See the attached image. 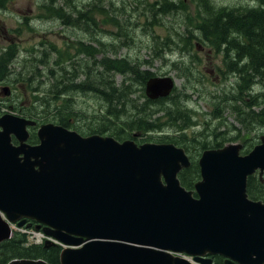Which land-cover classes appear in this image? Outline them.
<instances>
[{"label": "water", "instance_id": "95a60500", "mask_svg": "<svg viewBox=\"0 0 264 264\" xmlns=\"http://www.w3.org/2000/svg\"><path fill=\"white\" fill-rule=\"evenodd\" d=\"M175 81L151 77L146 95L166 96ZM36 125L0 118V243L13 236L12 224L32 219L50 237L45 246L62 245L60 264H214V255L224 264H264V201L247 192L249 176L259 171L262 181L264 136L245 154L232 143L204 151L202 178L188 190L179 173L191 159L173 143L82 135L47 122L31 144Z\"/></svg>", "mask_w": 264, "mask_h": 264}, {"label": "flooded vegetation", "instance_id": "af4514ba", "mask_svg": "<svg viewBox=\"0 0 264 264\" xmlns=\"http://www.w3.org/2000/svg\"><path fill=\"white\" fill-rule=\"evenodd\" d=\"M68 1L69 0H52V4L56 11L59 8L61 9V7L69 11L70 7ZM109 1L110 4L106 5V0H103L102 7L104 16H107L105 12L106 9L111 11L114 10L113 0ZM179 1L180 0H154L153 3L148 5L151 7L149 11L152 13V17L157 18L165 15H175V13L177 14L181 11L172 13L168 5L170 2L178 4ZM204 1L209 6H214L215 1L218 0H192V2H195V5H198V7H196L198 21L205 20L203 15L199 12L211 9L200 7ZM39 3L42 5L44 0H39ZM82 4H86V2H82L81 5ZM218 4H223V6H227V8L235 10L240 14H249L256 18L257 21H261L262 19V23L264 22V0H219ZM154 5H156V9H154ZM4 7H2V9ZM144 14L149 19L146 11H144ZM56 15L59 17L57 12ZM73 15L75 16V13H73ZM45 16V18L41 17L43 21L48 19V15L45 14ZM113 16L119 19L117 13ZM9 21L10 20L4 17L2 20L0 19V39L3 41L0 42V118L7 114L25 116L23 112L27 111L24 109H17L18 113H14L17 106L13 108V111L9 112H6L4 109L9 102L15 100L16 83L19 81L17 74L27 73V70H25V60L31 55L30 51H25L17 47L16 57L10 62L6 61L12 46L11 44H2L6 43V40L8 41L6 34L10 32L7 26ZM56 21L58 22L59 19ZM35 22L39 23L41 20H36ZM67 27L68 26H62L63 32L67 37H71L72 33ZM262 33L264 34L263 31ZM84 40L87 42V39L84 38ZM69 42V39L64 41L63 46H59L55 43L54 46L56 47V51H58L60 47L66 49V45H68ZM45 46L46 42L39 43L34 48V51L37 52L39 48L41 50L40 54L44 55L45 51L43 48L45 49ZM164 47L169 50H174L171 45ZM175 47L181 51L182 57L179 60H173V63L183 60L184 63L190 66L188 73L184 74L185 80L182 88H179L178 83L175 81L174 88L170 94L163 97L150 98L146 95V89L144 91L145 84L140 85L143 97H133L134 107L132 106V108L135 110L132 114L133 118L146 119L149 123H152L155 132L152 136L153 138L159 139L162 142H170L177 145L179 148H183L191 159L190 167L197 166L204 151L221 148L225 144H241L242 148L240 149V153H248V151L260 142L261 136H264V80H260L258 77H252L250 75L253 72L252 69H247L245 72L246 77H242V79L239 73L240 71H245V68H248V66H255L254 59L248 52L250 51L249 48L242 49L240 46H237L240 51H234L231 47L229 48L227 46L209 45L207 40L205 45L199 47L196 45ZM206 47L210 48L213 52L214 61L210 68L205 65V63L209 64L207 58L208 52L206 54L200 53V51ZM160 48L161 47L155 46L154 50L160 54L158 58L166 62L167 58H165L163 52L160 51ZM215 49H218L221 53H217ZM176 54L177 53H174L173 56ZM246 55L250 60H246ZM37 60H39V58H36L34 63H36ZM138 63L142 71H150L141 68L143 66L142 62L139 61ZM17 64L20 65V69L13 68ZM67 64L70 65L71 62ZM77 64L81 65V62L78 61ZM262 69H264V53L262 55ZM150 72L152 76H150L145 83H147L151 77L168 76L162 72H160V74L153 73L152 71ZM211 72H215V75L212 76ZM33 75L36 76L35 74ZM179 75L181 76V74ZM207 76L208 78H205ZM47 78V75L39 77L37 82L39 83ZM58 78L62 77L60 71L56 70L52 79L55 81L58 80ZM80 79L81 78H78L77 80ZM45 84L46 82L40 85L38 84V89L34 91V94L38 95V97L43 94L46 89ZM8 87L10 89H8ZM73 93L74 91L63 92L57 96V99L58 101L64 98L74 100L75 96ZM222 94L226 95V99L221 106L218 105L214 108L221 102L220 95ZM35 103L36 100L34 99L32 102V110L35 109ZM31 118L38 121L39 113H33ZM74 119V116L69 117L70 122H73ZM136 123L139 124L140 122ZM13 142L18 143L15 136H13ZM189 168L182 169L181 173ZM252 177H254L253 182L251 183L248 179L247 184L249 195L251 196V189L262 191V200L264 201V169L262 170V181L259 173H256V175ZM201 178V174H199L196 181H199ZM188 189H194V187ZM195 195L198 196L196 191ZM255 198H258V195H256ZM213 260L215 264V257H213Z\"/></svg>", "mask_w": 264, "mask_h": 264}, {"label": "trees", "instance_id": "16d2710c", "mask_svg": "<svg viewBox=\"0 0 264 264\" xmlns=\"http://www.w3.org/2000/svg\"><path fill=\"white\" fill-rule=\"evenodd\" d=\"M218 2L219 0L215 1L214 6H209L204 1L202 6H200L211 9L199 12L205 20L198 21L193 25L190 45L195 44L193 43L194 39L201 38L204 44L206 40L209 45L219 46L220 44H225V46L231 47L234 51H240L237 46H240L242 49L249 48L250 51L248 52L254 59L255 66H248V68H245V71H240L241 79L242 77H246L245 72L247 69H252L253 72L250 75L262 80V55L264 53V34L262 31L264 32V22L262 23V19L261 21H257L256 18L249 14H240L235 10L227 8V6H223V4H218ZM81 3L82 1L80 0H69V11H66L63 7L57 11L55 9V13L59 14L58 16L65 26H68L67 28L73 31V37L76 41L74 40L73 43L69 42L66 45V49L57 53L55 59H51L49 48L44 49V55L30 52V57L25 60V70H27V74H38L39 77L47 75V79L38 83L40 85L46 82L45 88L52 84V76L56 70L60 71L61 77H63L64 73H69L73 75V79H76L83 74L85 79L95 80L98 92L90 91L89 93L98 96L99 100H101L100 114L93 113L94 119L91 121L90 114L82 108L77 107L76 99L67 98L63 99V108L58 107L56 110L57 96L66 91H73L72 88L58 92L46 100L40 99L37 95L35 97V109L23 112V114L32 117L33 113H39V122L55 121L77 130L82 135L109 132L108 135L114 136L120 141L133 138L140 142L144 137L155 140L156 138L152 137L155 134L153 124L149 123L146 119L133 118L132 115L135 111L132 108L134 104L132 96H137L138 94L131 85L138 86L140 83L142 85L145 84V81L152 76V73L147 70L142 71L140 64L132 61L127 56L116 57L118 49L114 43L107 44L103 51V56L98 59L96 56V51L98 50L92 42L105 45L100 39L101 28L99 25V21L102 15H104L103 0H89L86 4L82 5ZM170 4L175 3L170 2ZM72 9L75 16L72 13ZM179 11L186 13L183 10H176L175 12ZM105 12L107 20L117 23L119 29L116 34L127 38L129 35L125 24L122 25L119 19L111 16L108 9ZM154 23L160 25L161 21L160 19H155L149 22V24ZM196 30H198V36L196 35ZM153 36L155 41L159 42L158 39L161 36H155V34ZM84 38L87 39V42L89 40L92 42L87 43ZM164 38L166 44L171 43V35L167 34ZM86 44L88 48H86ZM72 46L75 50L71 53L70 48ZM108 46L113 48L112 52L114 56L112 57L108 56L105 52ZM215 50L217 53H221L218 49ZM81 55L84 56L80 57ZM155 56L160 57V54L155 52ZM36 58H39V60L34 63ZM246 60H250L247 55ZM78 61L81 62V65L77 64ZM68 62H71V64H67ZM117 74L122 75L120 84H115L114 77ZM37 89L38 86L34 91ZM78 109L82 111L81 114H78ZM71 116L75 117V122H70L69 117ZM136 122L140 123L137 124ZM29 142L32 144L38 142L36 129H32ZM199 174L200 169L198 165L191 166L180 174L182 184L187 188H192ZM253 180L254 177H251L250 182L252 183ZM256 195H258V198H255ZM251 197L262 199V191L251 189ZM31 226L36 228L35 223H32ZM60 252L61 246L59 245L46 247L44 243H31L27 233L15 231L12 238L0 243V264H8L15 258H43L50 264H60ZM215 261L216 264H223L221 256L217 255Z\"/></svg>", "mask_w": 264, "mask_h": 264}, {"label": "rangeland", "instance_id": "374dc122", "mask_svg": "<svg viewBox=\"0 0 264 264\" xmlns=\"http://www.w3.org/2000/svg\"><path fill=\"white\" fill-rule=\"evenodd\" d=\"M82 2H87L89 0H80ZM154 0H113L114 10H109L111 16L117 13L121 24H125L128 28V37L124 38L122 35H117L118 26L116 22L112 20H107V18L102 15L99 25L101 28V37L103 44H97L92 42L94 47L98 50L96 51V56L101 58L103 56V51L105 46L109 43H114L115 47L118 49V55L116 57H129L132 61L142 62V69H148L153 73L162 72L166 75H171L175 77L178 87L182 88L183 82L185 80L184 74L188 73L190 66L180 60L179 62H174L173 60H179L182 57L181 51L175 46H188L192 40V31L193 25L198 22L197 20V5L192 0H180L178 4L168 5L169 10L173 13L176 10H183L186 13L180 12L175 15H165L160 18L152 17V13L149 11L151 8L150 5ZM157 3V2H156ZM110 1L106 0V5H109ZM5 6V7H4ZM2 7H4L2 9ZM156 9V5L153 6ZM117 9V10H115ZM144 11L149 16V19L145 16ZM48 15V19L43 21L41 17L45 18ZM6 18L9 21L7 24L9 29V34H6L8 41L2 45L11 44V52L8 54L6 61L10 62L14 59L17 51L23 49L25 51H30L40 54V49L38 48L37 52L34 51V48L42 42H46L45 48H49L51 51V59H55L59 51L63 50L64 47H60L56 51L54 44L56 43L59 46H63L64 41L68 40L70 43L76 39L73 37V31L71 37H67L62 26L65 24L62 20L57 17L55 13L54 5L52 0H44V3L41 5L39 0H0V19ZM59 19L57 22L56 20ZM155 19H160L161 24H149L150 21ZM36 20H41V22H35ZM198 34V31H196ZM160 35L158 39L159 42H156L154 35ZM172 36V41L170 44L165 43L166 35ZM134 37V38H133ZM159 37V36H158ZM198 39H194V45L197 44ZM0 42H3L0 39ZM172 46L174 50H169L164 46ZM212 45V44H210ZM88 45L86 44V48ZM161 47L160 51L163 52L167 61L164 62L161 58L155 56L154 47ZM219 46H225V44H220ZM40 47V46H38ZM197 47H199L197 45ZM201 48V47H200ZM112 47L108 46L105 52L108 56H114L112 52ZM44 50V48H43ZM75 48L72 46L70 52L74 51ZM209 50V51H208ZM101 51V52H99ZM187 52V50H186ZM207 54L209 64L205 63L206 67L213 65V52L210 48L206 47L200 53ZM174 53H177L173 56ZM80 57H83L81 55ZM16 67V68H15ZM14 69H20V65L13 67ZM181 74V76L179 75ZM27 74L21 73L17 74L19 81L16 83L15 89V100L9 102L4 109L6 112L13 111V108L17 106L14 113H18L17 109H24L30 111L33 109L32 102L34 101L37 95L34 94V89L38 86L37 79L39 78L38 74ZM211 75L214 76L215 72H211ZM44 77V76H43ZM81 78L80 80H77ZM115 84H120L122 81V76L117 74L115 77ZM205 78H208L205 77ZM76 83V84H74ZM140 85H142L140 83ZM131 85L138 96L134 95L133 97L142 98L143 93L141 92V86ZM147 86V83H145ZM144 85V89H145ZM228 86V85H226ZM97 85L95 80L85 79V76L81 74L79 77L73 80V75L69 73H64L62 78H58L52 82V84L45 89V92L39 95V98L42 100L50 99L53 95L63 90L72 88L74 91V96L77 101V107L82 108L88 114H90L91 121L94 119L93 113L100 114V109L102 102L99 100V97L96 95H91L90 91H97ZM98 92V91H97ZM226 95H220V100L214 108L218 105H222ZM64 101L60 100L56 102L55 109L58 107L63 108ZM134 107V104L132 105ZM82 111L78 109V114H81ZM88 117V116H87ZM86 118V117H85ZM84 118V119H85ZM83 119V120H84ZM75 122V119L74 121ZM73 129V128H71ZM75 130V129H74ZM109 132L102 133L103 135H108ZM254 135L253 133H250ZM146 140L144 142H147ZM143 143V142H139ZM253 144V143H252ZM15 229L22 230V227H14ZM33 237L31 238L32 242H40L42 238H45V234L41 233L39 230L34 231Z\"/></svg>", "mask_w": 264, "mask_h": 264}, {"label": "bare ground", "instance_id": "6f19581e", "mask_svg": "<svg viewBox=\"0 0 264 264\" xmlns=\"http://www.w3.org/2000/svg\"><path fill=\"white\" fill-rule=\"evenodd\" d=\"M166 13V12H165ZM113 22V21H112ZM120 22V21H119ZM94 34V33H93ZM88 47V46H87ZM179 96V95H178ZM185 97V96H184ZM189 98V97H188Z\"/></svg>", "mask_w": 264, "mask_h": 264}]
</instances>
